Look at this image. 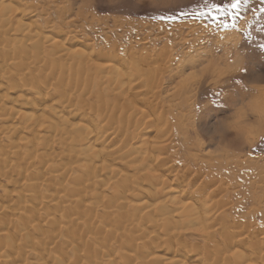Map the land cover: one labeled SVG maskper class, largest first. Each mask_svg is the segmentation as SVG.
I'll use <instances>...</instances> for the list:
<instances>
[{
  "label": "bare ground",
  "instance_id": "obj_1",
  "mask_svg": "<svg viewBox=\"0 0 264 264\" xmlns=\"http://www.w3.org/2000/svg\"><path fill=\"white\" fill-rule=\"evenodd\" d=\"M35 13L36 10L23 0H0V112L4 117L0 124L5 126H2L5 131L0 132V135L6 132L11 135V142L8 139L6 147L12 145L9 149L15 151L13 153L19 161L14 164L13 170L10 168L11 176L16 173L17 178L15 175V179L9 178L12 179L10 181H15L14 186L20 184L21 188L16 190V213L4 212L6 215H0V251L6 248L3 254L0 253V264H25L28 255H31L29 258L37 256L41 264H65L63 258L68 251L67 245L62 248L63 258L59 263L56 262V257L60 255H55L50 261L47 257V244L39 242L41 251H36L38 244L33 242L34 235L42 234L43 228L35 225L31 233L26 231L30 222H41L46 218L52 223L51 227H56L54 224L57 220L66 218H70L68 223L72 225L83 222L92 236H82L76 250L80 251L81 247L85 255L94 251V245L103 237L102 230L111 235L109 241L115 240V237L122 238L125 250L118 254L123 258L124 264H264V240L254 238L255 236L246 240L241 238L243 232L239 235L235 231L238 236L232 231L235 230V221L232 220V223L230 214L225 210L220 212V208L214 203L218 189H213L216 183L212 177L201 172L196 163L194 167L182 164L179 154L171 156L172 158L166 156L168 152L178 153L174 143L178 128L181 127L178 126L179 123H167L166 119V114L173 110L166 106L164 100L163 105L159 102L163 97L161 91L155 94L134 92L135 86H141L142 83H134L131 73L115 66L117 62L114 59L119 58L117 53L110 52V55L104 57L105 62L98 67V77L104 80L106 87L99 93L90 92L91 101L83 100L76 93L73 100H69L67 92L59 94L48 91L46 84L41 83L39 77L34 75L31 78L36 85L23 83L18 86L17 75L11 71L13 66L8 65L10 60L25 70L40 69L35 62L22 65L24 59H30L29 47L35 50L36 56L40 55L46 43L54 48V54L59 58L68 52L61 34L55 37L43 34L41 25H37L34 20ZM50 23L47 21L46 25ZM12 33L15 36L12 37ZM166 50L159 54L158 51L152 53L151 50V53L145 55L137 53L130 57L134 59L130 62L135 63L139 58L138 63L147 66L149 61H165L167 56L172 57ZM73 52L78 54L75 58L77 64L86 67L95 63L90 59L89 52L80 48ZM126 57L129 59L128 54ZM151 68L142 67L140 70L143 71L142 80L147 83L146 88L154 89L156 84L152 82L154 75L150 76ZM11 78L15 82L6 84ZM184 83L185 81L179 84L184 86ZM149 95H154V101L151 100L153 103L149 102ZM35 99L42 104L35 103L38 111L30 113L29 105L34 106ZM8 101L10 105L6 104ZM19 118L22 122H17ZM4 146L2 145L3 148ZM23 149L27 150L26 154L22 152ZM8 152L12 153L11 150ZM172 159L175 162L173 164ZM176 170L179 174L174 173ZM12 171L15 173L12 174ZM18 185L15 186L17 189ZM40 186L46 191L43 195L38 193ZM23 187L28 190V195L24 193ZM106 188L109 189L108 194L105 192ZM5 191L7 193L6 189ZM11 194L9 196L13 199ZM110 196L111 199L108 200ZM188 198L192 200H187ZM102 203L105 208L119 203L117 207L122 210V215H119L115 223L122 230L115 231L106 225L94 227L96 223L93 219ZM5 206L7 205L4 204ZM39 206L45 208L41 210L45 211V216L40 214ZM129 206L134 210L131 214L126 213ZM213 206L217 211H211ZM8 209L3 210L12 213L13 208L11 211ZM27 212L32 213V216L22 221L24 227L20 232L28 243L36 244L32 246V251L37 253H29L17 244L8 227V223L14 219L20 222ZM141 215L145 220L136 223ZM248 225L250 228L251 223ZM246 227L248 231V226ZM66 229L68 237L74 240V227L69 225ZM131 229L135 233L144 234L137 236ZM190 229L201 231L208 242H215L220 237L224 245L218 243L217 247L205 245L202 249H189L176 239L180 240L181 232ZM44 238L53 239L50 236ZM247 244L249 248L246 249ZM115 248L113 246L109 249L108 245L102 243L100 253L108 257L109 264H114L110 255Z\"/></svg>",
  "mask_w": 264,
  "mask_h": 264
},
{
  "label": "rangeland",
  "instance_id": "obj_2",
  "mask_svg": "<svg viewBox=\"0 0 264 264\" xmlns=\"http://www.w3.org/2000/svg\"><path fill=\"white\" fill-rule=\"evenodd\" d=\"M23 1L36 10L37 16L35 13L34 20L37 25H41L43 34L53 37L61 34L68 52L64 57L59 58L54 54V48L46 43L40 55L36 56L35 50L29 47L30 59H24L22 61L24 64L21 61L19 63L25 65L35 62L40 69L25 70L10 60L8 65L13 66L11 71L17 75L15 77L18 86L23 83L36 85L31 78L34 75L39 77L41 83L46 84L48 91L59 94L62 91L67 92L69 100H73V95L76 93L77 96H82L83 100L91 101L90 92L99 93L106 87L104 80L98 77L100 76L98 67L105 62L106 55L117 53L119 58L114 59L117 62L114 65L131 73L134 83H142L141 86H135L134 92L155 94L161 91L164 98L161 96L162 99L158 101L162 104L164 100L166 106L173 110L172 113L166 114V119L167 123L174 125L179 123L178 126L181 127L178 128L179 132L174 143L175 151L178 153L168 152L166 156L179 154L182 157V164L194 167L196 163L201 172L208 173L216 183L213 189L215 191L218 189L216 197L214 196V200L218 202L214 203L220 208V212L225 210L230 214L231 221H235V223L232 221L233 225L235 224V230L232 231H238L239 235L243 232L246 236L242 234L243 236L240 237L246 240L253 239V236L264 240V0H246V2L242 0L238 10H232L230 13L226 11L224 15L217 12L212 5L224 8L232 0ZM47 21L51 22L50 25H46ZM11 36L15 34L12 33ZM79 48L89 52L90 59L95 63L86 67L77 64L75 58L78 54L73 51ZM166 48L172 59L167 56L165 61L156 60L157 63L155 60L149 61L147 66H141L142 64L138 63L139 58L135 63H131L134 60L130 58L132 55L137 53L141 55V52L145 55L150 50L152 53L158 51L159 54ZM127 54L129 59L126 57ZM130 63L134 65L131 66ZM170 63L172 64L169 65ZM142 67L146 69L152 67V71L149 69L152 73L150 76L154 75L152 82L156 84V88H146L147 83L142 80L143 71L140 70ZM138 72L141 74L139 75ZM162 73L164 75H161ZM183 81L187 89L179 84ZM11 82H15L14 79L11 78L6 84L10 85ZM178 84L182 89L177 86ZM47 88L45 87L46 90ZM153 96H150L149 102L153 103ZM36 100L33 101L34 106L29 105L28 112L38 111L35 103H42ZM6 104L10 105V102ZM2 118L3 115L0 116V120ZM17 122H22V119L19 118ZM2 126L0 124V132L5 131L2 129L5 126ZM10 137L7 132L0 135V155H3L0 156V207L3 206L0 215L3 216L16 213L15 209L18 208L17 204H14L15 201L18 202L16 190L21 189L20 184H16L17 189L16 185L14 186L15 181H10L12 180L10 178L16 176V170L12 171V174H15L11 176L10 168L13 170L14 164L19 161L13 153L15 151L9 149L12 145L6 147L9 144L8 139L11 142ZM2 145H5L4 148ZM9 150L12 153L8 152ZM26 151V149L22 150L25 154ZM171 163H175L173 159ZM174 173L179 174L178 170ZM22 183L25 184V181ZM37 190L40 195L46 193L41 186ZM23 191L29 194L26 188ZM105 192L108 194L109 189L106 188ZM110 199L111 196L108 200ZM189 199L192 200L191 198L187 200ZM27 201L32 204L30 199ZM4 204L7 206L4 207ZM118 205L119 203H116L114 207L105 208L102 203L93 219L96 223L94 227L106 225L107 228L112 227L115 231L122 230L123 228H118L115 223L119 215H122ZM214 207L211 211L215 210ZM39 208H41L40 214L45 216V211L42 212L45 208L41 206ZM3 209L10 211L12 209V213ZM133 211L132 206L126 208L127 214ZM27 213L20 222L16 219L10 221L8 227L14 236V241L29 253L41 251L38 246L39 242H42L47 244V257L50 261L55 255L61 256L56 257V262L59 263L63 258L62 248L67 245L68 251L63 258L65 264H90V261L91 264H109L108 257L100 253L104 243L109 249L116 247L110 255L114 264H124L123 258L118 254L119 251L125 250L122 247V238L115 237V240L109 241L111 235L105 230H102L103 237L94 245V251L90 255H85L81 247L80 251L76 250L81 237H90L92 233L88 232L87 226L81 221L75 222L74 225L68 223L70 218L57 220L54 224L56 227L50 226L52 223L48 218L42 220V223L30 222L26 229L29 233L34 230L32 227L35 225L43 228V235L35 234L33 237V242L38 244L34 245L38 249L32 251L34 245L28 243L20 232L24 227L22 221L32 216V213ZM144 220L141 215L136 223ZM237 223L240 224L237 226ZM69 225L74 227L76 233L74 240L68 237L66 227ZM238 232L235 234L238 235ZM135 234L139 236L144 232ZM44 236L53 239L48 240ZM176 240L189 249H202L205 245L217 247L218 243L224 245L220 237L216 239L218 242H208L205 234L196 229L181 232L180 240ZM245 248H249V244ZM5 250L6 248L2 249L0 253L3 254ZM30 256H27L28 262L25 261V264L42 263L37 256L33 255L35 258L31 257L32 259L29 258Z\"/></svg>",
  "mask_w": 264,
  "mask_h": 264
},
{
  "label": "snow or ice",
  "instance_id": "obj_3",
  "mask_svg": "<svg viewBox=\"0 0 264 264\" xmlns=\"http://www.w3.org/2000/svg\"><path fill=\"white\" fill-rule=\"evenodd\" d=\"M243 2H246V0H243ZM242 3V0H232V2L229 5H225L224 8H220L217 5H212L213 8L216 9L217 12H219L221 15H224L226 11L230 13L232 10H238L240 5Z\"/></svg>",
  "mask_w": 264,
  "mask_h": 264
}]
</instances>
